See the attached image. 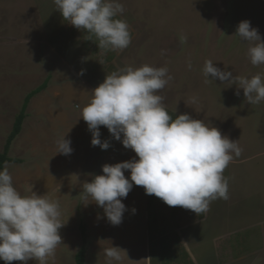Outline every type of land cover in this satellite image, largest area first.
Returning <instances> with one entry per match:
<instances>
[{
	"label": "rangeland",
	"instance_id": "obj_1",
	"mask_svg": "<svg viewBox=\"0 0 264 264\" xmlns=\"http://www.w3.org/2000/svg\"><path fill=\"white\" fill-rule=\"evenodd\" d=\"M119 2L125 8L119 16L129 24L133 35L131 44L113 55V64L101 62L106 55L94 56L100 63L96 62L98 65L86 79L94 83L95 89L111 68L167 67L174 79L158 93L166 96V107L204 120L233 142L239 140L243 148V154L234 158L224 172L230 198L222 199L221 205L223 202L231 211L252 195L258 206L242 209V213L255 212L259 216L261 208L255 195L264 191V101L248 104L238 83L210 81L213 78L205 77L203 69L205 62L212 60L216 67L237 77H264V65L251 64V45L236 35L239 23L247 20L258 29L264 42V0ZM70 25L54 0H0V153L25 96L50 76L48 87L30 100L21 132L11 144L9 157L21 163L4 165L10 166L13 186L22 196L31 195L28 189L33 186L37 195L59 201L60 219L65 223L59 230L62 244L48 264H74L81 245V222L87 231L85 264H108L105 249L111 246L127 252L122 261L112 264H187L184 254L199 248L203 241L201 225L213 224L212 212L209 217L206 213L197 217L190 210L169 207L133 183L127 198H121L127 209L122 223L114 226L91 197L84 199L83 184L103 175L105 164L134 160L136 154L124 148L123 136L121 141L115 140L104 126L100 127V138L110 142V147L102 150L92 146V133L82 118V109L92 99L94 89L78 84L72 67H84L94 58L76 55L69 39L64 40ZM182 36H187L186 43H181ZM60 49L70 57L72 65L63 60ZM193 97L197 101L194 104L190 102ZM64 135L71 140L73 149L67 156L57 153V141ZM124 174L131 182L130 170ZM206 232L209 238L212 228ZM243 235L246 236L243 233L238 237L244 240L241 245L238 241V253L260 245L257 231L248 232V239ZM0 264L7 262L0 259ZM27 264L36 261L29 260ZM253 264L264 262L257 260Z\"/></svg>",
	"mask_w": 264,
	"mask_h": 264
},
{
	"label": "clouds",
	"instance_id": "obj_2",
	"mask_svg": "<svg viewBox=\"0 0 264 264\" xmlns=\"http://www.w3.org/2000/svg\"><path fill=\"white\" fill-rule=\"evenodd\" d=\"M54 2L65 21L87 32V40L96 38L99 50L123 51L130 46V26L117 18L125 11L119 0ZM236 35L251 45V64L264 65V42L258 29L245 20L239 23ZM186 42L187 36H182L181 43ZM188 67H192L190 62ZM203 72L205 77L213 78L210 81L238 83L250 105L264 101V77L260 74L251 79L237 77L216 67L212 60L205 62ZM168 73L167 67L121 68L106 75L82 109V118L92 133V146L102 150L110 147V142L100 138V127L104 126L115 140L121 141L123 136L124 148L133 150L138 157L115 165L105 164L103 175L83 184L84 199L91 197L114 226L122 223L127 209L121 198H127L133 183L169 207L190 210L197 217L208 212L213 201L230 198L229 180L224 172L234 158L243 154V148L239 140L233 142L218 128L189 114L173 120L164 103L166 96L158 94L174 79ZM190 102L196 103V98ZM66 135L57 141V153L67 156L73 149ZM9 167L6 165L0 172V259L7 264H27L29 260L48 264L62 244L59 230L65 223L60 219L59 201L37 195L33 186L28 189L31 195L22 196L13 186ZM125 170H130L131 182L125 177ZM105 254L108 264L127 256L126 250L113 246L105 249Z\"/></svg>",
	"mask_w": 264,
	"mask_h": 264
},
{
	"label": "crops",
	"instance_id": "obj_3",
	"mask_svg": "<svg viewBox=\"0 0 264 264\" xmlns=\"http://www.w3.org/2000/svg\"><path fill=\"white\" fill-rule=\"evenodd\" d=\"M117 18L124 20L120 16ZM70 27L67 36L63 37L64 40L69 39L76 55L91 56V58H94H90V61L85 62L82 65L84 67H72L74 73L77 75L78 84H83V86L87 85L91 87V89H94V83L86 79L90 75V72H93L95 69L94 65H98L97 63H99V60H95L96 57L94 56L106 55L107 57L103 58L101 62L113 64L115 58H113V55H118L121 51H108L105 53L104 50H99L98 41L95 37L92 38V41L87 40L88 34L86 31L78 30L72 25H70ZM131 37L133 38V35H131ZM65 43L62 44L64 45ZM60 55L63 60H66V62L68 61L71 65L73 64L69 60L70 57L66 55L63 49H60ZM108 68L111 67L109 66ZM111 69L110 74L115 71L113 68ZM48 77L50 81V76ZM166 109L173 120L180 115L172 109L167 107ZM136 158L138 159L135 155V159ZM249 196L252 197V195ZM255 196L259 198L258 204H260L261 208L259 216L256 215L255 212L251 215H249L248 212L242 213V209L253 210L252 207L256 209V206H258L254 203L252 198L248 196L243 200V205L240 204V206H236V208H233L231 211L229 208H226L223 202L221 205L220 202L222 199H217L212 202L215 204L213 206L211 203L210 210L206 212V216L209 217L210 212H212V218L215 220L213 224H209V226L208 224L201 225L203 228L200 229V234H202L203 241L195 252H189L190 255H188L187 252L184 254L188 261L187 264H253L257 260L264 262V191ZM211 228L212 232L209 234L208 238V232L206 231H210ZM252 231H257V233H259L260 245L249 252L238 253L236 248L239 247V243L240 245L244 243V240L241 241V238L238 239V237L245 233L246 236L243 235V237L247 238L248 232Z\"/></svg>",
	"mask_w": 264,
	"mask_h": 264
},
{
	"label": "trees",
	"instance_id": "obj_4",
	"mask_svg": "<svg viewBox=\"0 0 264 264\" xmlns=\"http://www.w3.org/2000/svg\"><path fill=\"white\" fill-rule=\"evenodd\" d=\"M48 82H49V77L40 86H38L36 89L32 90L30 93H28L25 96L22 106L20 108V111L18 115L15 117L12 130L7 136L3 150L0 153V172L3 170L4 165L6 163H18V164L21 163L19 159L9 157L10 147H11L12 142L16 139V137L21 132L23 122L27 117L26 111H27V107L29 105L30 100L34 96L39 94L40 92L44 91L48 86ZM79 232H80V237H81V245L79 247V250L74 256V264H85V255L87 251V233H86L87 231H86V226L83 222H81L79 225Z\"/></svg>",
	"mask_w": 264,
	"mask_h": 264
}]
</instances>
